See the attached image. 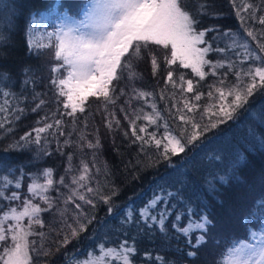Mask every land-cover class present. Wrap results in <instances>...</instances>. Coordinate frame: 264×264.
Returning a JSON list of instances; mask_svg holds the SVG:
<instances>
[{"label": "snow or ice", "instance_id": "1", "mask_svg": "<svg viewBox=\"0 0 264 264\" xmlns=\"http://www.w3.org/2000/svg\"><path fill=\"white\" fill-rule=\"evenodd\" d=\"M231 3L240 22V31L237 32L216 28L197 31L199 20L196 17L209 14L207 9L210 5L206 0H195L194 7L189 5L188 0H89L79 15L71 13L67 8L59 11V3L50 11L31 13V19L25 27L29 50L52 49L53 65L50 70L53 76L49 84L55 90L54 99L47 101L42 98L47 93L36 92L33 87L30 100L35 107L31 111L42 110L49 103L58 106L62 104L64 112L60 115L72 117L75 125L76 114L85 112L89 97H96L104 102L105 124L112 130L114 125L119 128L121 121L116 117L115 111H109V107L115 108L119 97L126 96L127 100L124 105L119 106V110L124 114L123 118L134 137L132 143H139L141 153L146 152V146L154 145L159 150L163 145V151H158V156L171 165L172 156L183 153L188 145H194L213 129L232 120L239 109L248 105L249 98L257 90L264 89V42H261L264 40V28L257 32L246 27L249 22H258L264 26V15H257L258 12H264V0H261L260 5L246 0H231ZM15 7L14 3L0 0V48L9 46L11 42V33L15 31ZM37 15L40 16L39 21L36 19ZM53 16L56 20L54 30L41 33L40 40H36L34 37L37 25ZM5 26L8 28V35L4 33ZM209 32H216L213 41L223 42L225 47L213 49L212 43L205 40ZM241 32L245 35L241 36ZM248 38L255 41V47L248 42ZM45 40L46 43L41 42ZM201 44L206 46L200 47ZM153 45L170 49V56L162 57L167 69L164 89L153 93L132 86L129 92L121 88L117 94L114 81L119 83L126 79L128 85H134L136 80L142 79L136 67L146 56L150 57L153 75L160 70L158 58L151 50ZM210 51L232 52L239 59L213 62L206 58ZM4 55L0 51V57ZM178 61L182 67L191 68L201 80L209 74L204 70L206 66L212 75H216L217 69L227 66L235 76V83L225 88V73V78L218 81L219 87L215 84L210 86L211 90L207 93L210 103L201 108L199 101L205 94L196 91L193 80H185L182 73L174 79L171 66ZM246 62L250 63L244 67ZM62 70L66 72L63 78L60 75ZM30 71V68L24 69L25 74ZM8 81L9 74L0 72V132L10 134L14 130V123L25 111L20 103L28 102L29 96L23 92L17 95L6 83ZM34 83L33 78L23 81L25 86ZM169 85L174 91L166 96L165 89ZM175 90L180 91L181 100H176ZM186 93L193 94L191 101L185 98ZM157 95L160 100H172V106L166 107L169 117L167 120L154 102ZM61 97H66V100H61ZM149 97L152 98L151 102ZM133 100L142 101L152 111L132 108ZM126 107L131 110L126 111ZM260 109L264 112V103L260 105ZM198 112L199 120L196 119ZM249 114L259 120L251 109ZM140 120L147 123L138 128L137 121ZM169 120L177 121L178 127H170ZM259 122L264 125V120ZM41 123L42 127L26 132L10 147L24 149L34 145L37 147L35 158L39 159L51 155L47 148L51 143L49 136L57 137V151L63 154L58 137L64 136L63 146L74 151L64 154L67 166L65 174L58 180L54 179L51 168L25 172L22 166L13 167L10 161L0 160V264H36L41 257L52 254L51 249L45 246L49 235L61 237L57 242L56 250L59 251L96 221L95 210L98 203L108 205V213L111 214L112 200L119 194V189L109 178L111 173L107 171L106 164L103 172L105 179H96L101 174L100 167L96 166L97 152L101 147L98 135L94 136L93 142L88 139L86 131L76 127L65 134L64 121L57 118L56 112L41 117L37 124ZM153 125L156 126V131L149 132L148 128ZM87 127L85 120L81 128ZM161 127L164 131L158 138L157 133ZM73 132L76 133L75 139ZM124 135L127 136L128 132ZM249 136L264 146V135L249 128ZM85 148L92 150L90 161L84 158L87 155ZM76 154H79L78 165L73 164ZM149 161L153 165L160 162L151 157ZM90 162L92 167L89 166ZM142 164V161L136 160V165ZM28 176L31 177V183L27 185L26 192H22V181ZM219 180L226 182V177H219ZM160 181L151 198L142 206L134 207L129 204L123 210L120 231L125 226L135 225L138 232H142L144 228L151 230L155 226L161 234L162 249L171 247L172 239L179 240L183 236L185 249L176 250L191 258H198L200 248L210 238L219 245L220 241L212 237L210 232L215 223L208 205L200 199L184 197L181 188L173 191V185L163 176ZM180 183L183 184L184 181ZM12 185L14 190L10 188ZM61 188L65 191L62 192ZM212 190H216L214 185ZM52 191L58 195L52 196ZM42 213L53 216L47 233L43 231L46 225ZM170 218L171 230L168 226ZM243 219L246 235L231 237L216 264H264V198L254 202ZM253 221L256 223H252ZM37 227L41 231H36ZM101 227L109 228L106 223H101ZM94 236L98 241L94 249H86L84 253L77 250L75 253L65 254L66 257H71L69 264H134L132 257L137 252L135 238L131 243L124 239L113 244L106 232L103 236L95 233ZM80 256L86 258L78 259ZM144 256L153 264H172V261L159 253L153 256L152 252L146 251Z\"/></svg>", "mask_w": 264, "mask_h": 264}, {"label": "trees", "instance_id": "2", "mask_svg": "<svg viewBox=\"0 0 264 264\" xmlns=\"http://www.w3.org/2000/svg\"><path fill=\"white\" fill-rule=\"evenodd\" d=\"M88 1L7 0V2L14 3L16 6L14 8L15 31L11 33L9 46L0 48V51L5 53L4 56L0 57V72L8 73L10 81L6 83L10 85L11 90L17 95L23 92L24 95L29 96V101L20 103V107L24 108L25 111L21 115V118L14 123V130L10 134L0 132V160L10 161L13 167L17 165L22 166L25 172H37L38 170L51 168L53 169V177L56 180L60 176H63L65 174V167L67 166V160L64 154L74 151L70 147L63 146L64 136L58 137L63 154L57 151V137L49 136L48 140L51 143L47 145V148L51 155L42 156L39 159L35 158L37 147L34 145L24 149L10 147L14 141L19 140L26 132L36 127H42V123L37 124V121L41 120V117L51 112H56L57 118L63 119L64 121L65 134L76 127L79 130L86 131L88 133V139L93 140V142H95L94 136H99L101 147L97 152L96 166L100 167L101 174L97 175L96 179L100 181L105 179L103 172L105 171L106 164L107 171L111 173L109 177L111 182L119 189V194L112 200L113 211L111 214L108 213V205L98 203L95 210L96 221L88 226L87 231L81 233L77 239L71 240L65 247H61L59 251L56 249L57 242L61 237L49 235L46 238L45 246L51 249L52 254L47 257H41L36 261V264H69L71 257L70 255L66 257V253L72 254L77 252V250L80 253H84L86 249H94L96 242H98L95 239L94 233L103 236L105 232L107 233L109 241L113 244H117L120 240L124 239L129 240L131 243L132 239L135 238L137 252L132 257L134 264H153L152 261H149L144 256V252L146 251L152 252L153 256L159 253L166 259L172 261V264H201L200 250L198 252V258L187 257L176 250L177 248L185 249V238L183 236L179 240L172 239L170 241L171 247L162 249L161 234L155 226L149 230L141 225V228H144V230L138 232L137 227L132 225L125 226L123 231H120L123 210L129 204H132L134 207H140L150 199L153 190L161 182V176L171 182L173 191L176 188H181V194L184 197L204 201L208 205L215 224L220 219L222 221L219 222L224 224L226 222L227 224V217L232 215L230 212L233 210V223L228 227V234L224 236V240L219 245L216 244L215 247H212V257H214L213 260H215L216 264L220 253L228 245L231 237L246 235L243 218L253 206L254 202L264 198V146L249 136V128H253L261 135H264V125L259 122V120H264V112L260 109V105L264 103V89L257 90L249 98L248 105L239 109L232 120L220 125L217 129H213L194 145H188L183 153L172 156L171 165H169L168 161H164L158 156V151H163V145H161L159 150L154 145L146 146V152L141 153L139 143H132L134 137L131 135L127 121L123 118L124 114L119 110V106L124 105L127 100L126 96L119 97L115 108L109 107V111H115L116 117L121 121V126L116 128L114 125L112 130H109L105 124L104 102L102 99H97L96 97H89V100L86 102L85 112H78L76 114L75 125H73L72 117L60 115V113L64 112L62 104L58 106L55 103H49L42 110L32 112L31 108L35 107V104L31 103L30 100L33 87H35L36 92L47 93V95L42 97L47 101L54 99L53 93L55 90L49 84L53 76L52 72L50 75L49 63L51 61L46 60L49 52L53 54L52 49L48 48L39 51L29 50L25 27L31 19V13L50 11L55 9L59 3V11L67 8L71 13L79 15L81 14V7ZM206 2L210 5L207 9L209 14L196 17L199 20L197 27L200 30L216 28L220 30L231 29L234 32L240 31L239 18L235 15V9L231 0H206ZM246 2L257 5L261 4V0H246ZM188 3L194 7L195 0H188ZM257 15H264V12H258ZM36 19L39 21L40 16L37 15ZM55 27V17H49L45 22L37 25L36 36L34 38L39 41L41 33L52 31ZM246 27H251L257 32L264 28L258 22H249ZM4 33L8 35L7 26L4 28ZM240 34L241 36L245 35L243 32ZM216 35V32H209L206 34L205 40L212 43L213 49L225 47L223 42L213 41V37ZM41 42L46 43L47 41ZM249 42L252 47H255V41L249 38ZM261 42H264V40ZM151 50L156 54L158 62L160 63V70L157 74L153 75L150 57L146 56L136 67V71L142 76V79L136 80L134 85H128L126 79L119 83L114 81L113 84L116 87L117 94L121 88L125 92H129L132 86L153 93H159L161 89H164L167 69L162 61V57L166 55V49L153 45ZM218 56L215 55V51L208 53V58L211 61H218L216 59ZM226 59L238 60L239 58L234 56L232 52H226L222 55L221 61ZM248 63L250 62H246L244 67H247ZM25 68H30L31 71L25 74ZM171 68L174 72V79L182 73L185 80H193L194 85H196V91L205 94L201 101H199L201 108L210 103L207 97L208 91L211 90L210 86L215 84L219 87L218 81L219 79L225 78V73H227V77L224 87L227 88L235 83V76L227 66L222 69H217L216 75H212L209 68L205 67V71L209 72V74L202 80L191 71V68L182 67L179 61L175 66H171ZM61 73L62 76L66 75L64 70ZM29 78H33L35 83L25 86L23 81ZM197 81H199L198 84ZM25 87H27V91H25ZM173 91L171 85H169L165 89L166 96L173 93ZM184 95L190 101L193 98L192 93H186ZM175 97L176 100H181L179 90H175ZM60 99L66 100V97H61ZM148 99L151 102L152 98L149 97ZM154 102L157 104L164 119H169L166 114V107L172 106V100H160L157 95ZM58 108L59 111H57ZM132 108H143L144 112L152 111L150 106L145 105L142 101L136 100L132 101ZM249 109L259 117V120L249 114ZM125 110L130 111L131 109L126 107ZM196 119L199 120V112L196 114ZM85 120L87 121L88 127L87 129H82L81 126ZM146 123L143 120L137 121V127L139 128V126ZM169 124L172 128L178 127V122L175 120H169ZM148 131H156V126L149 127ZM163 131L164 129L161 127L157 133L158 138L163 134ZM125 132H128L127 136L124 135ZM75 136L76 133L73 132V139H75ZM84 152L87 153L84 158L90 161L92 150L85 148ZM149 157L152 160H159L160 162L153 165L149 161ZM137 159L142 161L143 164L136 165ZM129 161H131V164H129ZM73 164H79V154L74 155ZM133 165H136L135 168H133ZM89 166L92 167L91 162ZM76 174L73 173V175ZM16 175L18 176L19 173L17 172ZM219 177H226V182H221ZM65 181H68L67 176L65 177ZM180 181H184V183L181 184ZM29 183H31V177H25L22 181V192H26ZM213 185L215 186V191L212 190ZM10 188L14 190V185L10 186ZM61 191L63 192L65 189L61 188ZM105 194H107V190H105ZM51 195L56 196L58 193L52 191ZM15 203L13 202V204ZM41 207H44V205L41 204ZM86 211L90 210L86 209ZM42 217L46 225L43 231L47 233L48 225L53 220V216L50 213H42ZM101 223H106L109 228H102ZM252 223H256V221ZM53 226L55 227V225ZM168 226L169 230H171V218ZM36 231H41V229L37 227ZM173 235L175 234L173 233ZM193 242H195V235L193 236ZM84 258L86 257H78V259Z\"/></svg>", "mask_w": 264, "mask_h": 264}, {"label": "rangeland", "instance_id": "3", "mask_svg": "<svg viewBox=\"0 0 264 264\" xmlns=\"http://www.w3.org/2000/svg\"><path fill=\"white\" fill-rule=\"evenodd\" d=\"M89 2V1H88ZM87 2V3H88ZM87 3H84V5L81 7V10H80V13L82 12V9L84 6L87 5ZM197 31H200V28L197 27ZM248 42H249V38H248ZM250 43V42H249ZM200 47H205L206 45L205 44H201L199 45ZM214 48V47H213ZM163 52H165V50H163ZM211 52V51H210ZM166 55L170 56V49H166ZM224 53H220V52H216L215 51V55H219L218 58H216L218 61H221L222 60V55ZM208 60V54H207V57H206ZM212 59V58H211ZM47 61H51L49 63V66H50V69H51V66L53 65V54L51 52H49V54H47V58H46ZM215 62V61H213ZM48 63V62H47ZM175 66V65H172V67ZM207 68V66H206ZM205 70V69H204ZM192 71V69H191ZM206 72V71H205ZM63 73V72H62ZM62 73H61V78H63L65 75L62 76ZM50 75H51V70H50ZM42 182V181H41ZM30 184V183H29ZM232 208V207H231ZM232 215H233V210L230 212ZM232 215H229V217H227V224L225 222L222 223V222H219V221H222L221 219L215 224V227L210 229V232L212 234V237H214L215 239L219 240L220 242L222 240H224V236L226 234H228V227L230 224L233 223V218H232ZM213 242V239L210 238L208 243L203 247V248H200V255H201V264H215V260L214 257H212V247H215L216 246V243H212ZM220 244V243H219Z\"/></svg>", "mask_w": 264, "mask_h": 264}]
</instances>
